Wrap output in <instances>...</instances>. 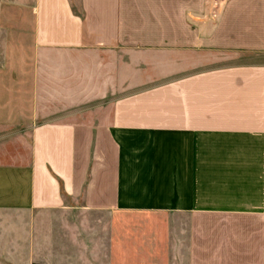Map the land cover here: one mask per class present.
<instances>
[{"label":"crops","instance_id":"crops-1","mask_svg":"<svg viewBox=\"0 0 264 264\" xmlns=\"http://www.w3.org/2000/svg\"><path fill=\"white\" fill-rule=\"evenodd\" d=\"M215 3L0 18V264L48 251L51 215L163 218L140 264H170L172 230L177 264H264V0Z\"/></svg>","mask_w":264,"mask_h":264},{"label":"rangeland","instance_id":"rangeland-1","mask_svg":"<svg viewBox=\"0 0 264 264\" xmlns=\"http://www.w3.org/2000/svg\"><path fill=\"white\" fill-rule=\"evenodd\" d=\"M75 2V0H73ZM33 0H0V18L14 17L18 22L28 24L30 19V9ZM215 6L218 2L223 0H214ZM10 10L8 12V7ZM14 6L15 10H11ZM24 7L19 10V7ZM23 30L24 27L18 26ZM1 30H4L1 27ZM21 33L17 37L16 45H24L28 49L29 43L27 41L28 28L25 31L16 32ZM0 34H2L0 32ZM26 35L25 37L23 35ZM2 39V36H0ZM18 39H21V41ZM61 224L56 225V215H51L46 218V224H52L47 235L49 250L37 249L36 255L38 259L32 264H45L40 258L47 257L50 264H140L142 256V242L143 238L142 228L152 225H160L164 223L163 218H152L145 216H118L108 217H83V216H64L60 217ZM187 219H170L172 227L181 226L185 230ZM62 225V226H61ZM60 229L63 233H60ZM122 231L121 233H119ZM177 230L171 233V250H170V264H177L174 259L175 251L173 250L174 242L178 237ZM123 238L122 243L120 238ZM186 238V231L181 234V240ZM43 241V238H42ZM45 241V238H44ZM8 251L0 249V257H7ZM20 256V257H19ZM17 257L23 258V251L17 252ZM58 259V261H57ZM63 260L64 262H61ZM140 261V262H139Z\"/></svg>","mask_w":264,"mask_h":264}]
</instances>
